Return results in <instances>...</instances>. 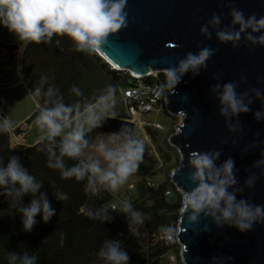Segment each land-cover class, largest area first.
Instances as JSON below:
<instances>
[{"label":"clouds","instance_id":"9594fccd","mask_svg":"<svg viewBox=\"0 0 264 264\" xmlns=\"http://www.w3.org/2000/svg\"><path fill=\"white\" fill-rule=\"evenodd\" d=\"M125 4L126 0H0V27L14 33L24 43H48L54 35L66 36L73 42L75 51L91 54L96 53L110 33H115L125 25ZM230 15L231 23L239 25V29L217 32L221 42L232 41L235 46L241 33L250 30L245 38L253 44L264 46V17L253 15L245 18L235 8L230 11ZM209 23L218 25L219 17L213 15ZM200 31L207 35L206 26H201ZM253 33L261 34L254 36ZM211 54L207 48L195 55L188 53L176 68L166 71L167 87L173 88L179 82L180 75L186 71L195 73L199 67L204 66ZM40 80L43 82L46 78L42 76ZM217 89H221V86L217 85L213 91ZM253 91L257 98L261 96L258 90ZM57 92L58 89L49 86L43 95L51 98ZM70 92L76 97L81 96V90L76 85L71 87ZM33 94L40 97L41 88L36 87ZM243 95H237L233 83H225L218 93L220 114L227 118L247 112L248 104L244 103ZM115 104V91L109 85L90 102L83 104L76 102L68 105L57 98L52 101V106H48L49 100L45 99L32 122L40 133L38 143L46 142L45 147L40 149L47 153L46 167L57 170L62 180L84 181V191L90 195L100 191H117L128 182L129 177L137 173L143 159L145 144L135 138L130 130L122 129L108 134L107 141L100 140L91 145L85 138L87 133L100 128L105 119L116 116L113 110ZM254 115L259 120L264 113L256 112ZM12 127L11 120L0 119V134L7 133ZM57 137L60 138L58 141ZM89 148L95 156L83 158L85 150ZM218 156V152L191 153L189 162L193 171L187 179L193 187L182 193V212H189L188 220L192 222L204 213L217 225L228 224L241 233L250 231L254 223L264 222V206L252 205L245 199L236 198V193L243 189L233 188L236 184L233 161L229 158L217 167L214 161ZM65 158L75 163L66 166ZM260 165H264V159L257 161L256 166ZM254 180V176L249 177L245 181L246 186L252 187ZM41 188L42 182L30 175L17 157H10L6 166L0 161V189H5L0 194L13 201H19L25 194L32 197L27 206L17 208L22 215L25 232L31 231L38 213L44 223L54 215V209ZM54 195L59 201L68 199V194L60 190H56ZM81 211L89 219H111L106 214L107 208H87ZM119 211L127 215L130 233L136 235L137 227L146 218L144 214L135 210L127 200L120 202ZM161 230L171 232L173 229L163 227ZM63 239L61 233V246ZM96 256L102 264H128L129 261L119 241L104 240ZM6 264H37V256L26 250L8 253Z\"/></svg>","mask_w":264,"mask_h":264},{"label":"water","instance_id":"95a60500","mask_svg":"<svg viewBox=\"0 0 264 264\" xmlns=\"http://www.w3.org/2000/svg\"><path fill=\"white\" fill-rule=\"evenodd\" d=\"M233 8L245 18L264 17V0H126L125 25L110 33L97 51L120 71L141 76L166 72L188 53L209 49L212 54L195 73H177L179 82L165 98L167 113L181 116L177 131L167 140L179 155L170 182L181 193L189 191L193 187L187 179L193 171L191 153L218 152L217 167L229 158L233 161V188L243 189L236 198L264 206V165L256 166L264 159V116L257 120L254 115L264 113V46L245 38L250 30L241 33L235 46L217 38L221 30L238 31L239 25L231 23ZM213 15L219 17L216 26L209 23ZM201 26H206L207 35L201 33ZM225 83H233L238 96L244 94L247 112L227 118L220 114L218 93ZM217 85L221 89L213 91ZM253 90L261 96L257 98ZM132 128V123L117 116L102 124L108 133ZM19 129L25 131L27 124ZM253 176L252 187L246 186ZM182 207L176 233L182 264H264V222L241 233L228 224L217 225L204 213L189 221L190 213L182 212Z\"/></svg>","mask_w":264,"mask_h":264},{"label":"trees","instance_id":"16d2710c","mask_svg":"<svg viewBox=\"0 0 264 264\" xmlns=\"http://www.w3.org/2000/svg\"><path fill=\"white\" fill-rule=\"evenodd\" d=\"M6 48L10 52L16 49L13 46ZM20 74L38 106L26 120L27 125L35 119L45 99L49 100L48 106H52V101L57 98L68 105L76 102L83 104L90 102L109 85L116 90L128 78L126 71L111 69L95 52L89 54L75 51L70 38L56 35L48 43H25L21 51ZM42 76L46 78L43 82L40 80ZM151 80L163 82L164 76L158 73L157 78ZM73 85L80 88V97L70 92ZM49 86L58 89L57 94L51 98L43 95ZM36 87L41 88L40 97L33 94ZM163 113L169 116L165 109ZM146 132L151 131L146 128ZM21 133L18 126L10 132L0 134V161L6 166L8 159L15 156L30 175L41 181V191L45 193L51 208L54 209V215L44 223L38 213L31 231L25 232L22 215L17 208L27 206L31 195L25 194L19 201H13L10 197L0 194V264H6L8 253H20L25 250L37 256V264H102L96 252L103 241L109 240L111 236L116 235L124 247L129 246V242H126L128 240L138 245L141 231L137 229L136 235H132L127 215L121 213L119 208H110L112 192L100 191L96 195H90L84 191V181L62 180L57 170L46 167L47 153L40 150L45 147L46 142H37L29 147H12L10 135L17 137ZM56 139L58 141L60 138ZM166 145L168 149H172L167 142ZM64 162L69 167L75 163L68 158H65ZM133 188L127 191L132 194L126 191L124 193L129 196L128 201L132 207L146 217L141 224L149 240L144 249L135 248L128 254V264H157L168 247L160 246L159 241L149 242L153 239L152 236L160 235L163 227H175L182 198L180 195H164L168 188L174 189L170 179L153 187H147L141 180L134 183ZM4 190L0 189V193ZM56 190L66 192L68 199L57 200L54 195ZM101 207L108 209L106 214L111 217L110 220L89 219L81 211ZM61 233L64 235L62 246ZM178 264H181L180 261Z\"/></svg>","mask_w":264,"mask_h":264},{"label":"rangeland","instance_id":"374dc122","mask_svg":"<svg viewBox=\"0 0 264 264\" xmlns=\"http://www.w3.org/2000/svg\"><path fill=\"white\" fill-rule=\"evenodd\" d=\"M0 34H2L3 39H11L10 36H13L15 40L19 41L18 37L14 34L9 32L6 28L0 27ZM105 62V61H104ZM18 75V70L15 68L9 72V74L6 75V78L8 76V83H11V81L15 80L16 76ZM3 86V85H2ZM0 86V105H3L4 109V115H0L3 117V119H9L12 122L16 120V117L21 113V111L24 110L28 105H31L33 102L32 97L30 96V100L25 98V94L22 91V89L18 86H11L7 85L8 88H1ZM125 87V84L123 82L122 85H120L115 91V99L116 104L114 106V112H116L119 116L123 117L124 111L122 106L120 105V90ZM24 90V89H23ZM32 115V114H31ZM30 115V116H31ZM29 116V117H30ZM0 117V119H2ZM29 117L27 119H29ZM140 122L144 123H158L161 126L160 130H155L150 127H137L133 126L131 129V133L135 136V138L140 139L145 144V151L143 155L142 162L140 163L137 173L133 174L131 177H129L128 182L121 186L117 191L112 192L113 200L111 201V204L115 206V208H119L120 202L127 200L128 201V195L126 193L129 191V189H134V183L140 182L141 180L149 183H154L155 186L162 183L163 181L169 179L170 172L178 167L179 165V155L178 152L172 147V149H168L166 142L168 140V137L175 133L177 131V128L175 126H178L181 123V116L180 115H165L163 111L157 113V114H151L143 116L140 119ZM34 131L31 133V135L27 136V141H31L34 139V134L37 128L34 126ZM146 128H149L150 133L146 132ZM24 143V142H23ZM22 143V144H23ZM25 144V143H24ZM26 147L25 145H22ZM170 146V145H169ZM15 145H13V148ZM171 147V146H170ZM84 155L88 156H95L94 151H92L90 148L86 149L84 152ZM166 160V161H164ZM137 180L135 181V179ZM133 181H135L133 183ZM167 190L171 191V194L174 195H180L182 198V195L177 193L174 189L168 188ZM126 191V193H124ZM176 192V193H175ZM169 196V197H172ZM134 197V196H133ZM182 207V206H181ZM181 209V208H180ZM180 211V210H179ZM170 227V226H169ZM172 228V227H170ZM140 232V238L138 240V245L134 241H126L129 242V246L124 247L125 251L133 252L135 248H139V250L144 249L145 245L147 246V242L149 238L147 237L146 231L142 228V224L138 226ZM173 230L171 232H160V235L152 236L153 239L150 240L149 243L159 241L160 246L164 245L168 247L167 252L169 254L174 255L175 262L172 264H178L180 261L179 253H180V247L173 240L175 239L176 235V229H177V222L175 223V227L172 228ZM164 236H170V241H167ZM125 246V245H124ZM137 246V247H136ZM162 264H166L164 262V259H161ZM159 262V260L157 261ZM181 263V261H180ZM182 264V263H181Z\"/></svg>","mask_w":264,"mask_h":264},{"label":"built area","instance_id":"2783aa9c","mask_svg":"<svg viewBox=\"0 0 264 264\" xmlns=\"http://www.w3.org/2000/svg\"><path fill=\"white\" fill-rule=\"evenodd\" d=\"M108 64V63H107ZM109 65V64H108ZM109 67L113 70H118ZM128 73V78L125 80V87L120 90V105L123 108L124 114L123 117L126 121L133 124V126L137 127H150L155 130H160L161 126L158 123H144L140 122V119L143 116L157 114L166 107V95L170 92V88L167 87V79L166 72H149L146 75L134 76L130 72ZM161 73L164 76V81H153L151 78H157V74ZM166 110V109H165ZM24 136L22 134L17 137L10 135V144L19 146L24 143ZM23 143V144H22ZM172 184V183H171ZM147 187L155 186L154 183L145 182ZM157 186V185H156ZM174 186V185H173ZM175 191L182 195L181 191H179L176 187H174ZM131 190V189H129ZM165 196H171V191L166 190L164 193ZM110 208L112 210L116 209L114 205L110 203ZM177 233V229H176ZM167 241H170V236H164ZM109 241H119L121 249L125 251L124 245L121 240L116 236H111ZM174 242L178 244L180 247L177 237L175 235ZM128 255V252L125 251ZM180 257V256H179ZM166 264H172L175 262V257L172 254L166 252L165 254L160 256V260L157 264H162V260ZM181 261V260H180Z\"/></svg>","mask_w":264,"mask_h":264},{"label":"crops","instance_id":"0c3cea01","mask_svg":"<svg viewBox=\"0 0 264 264\" xmlns=\"http://www.w3.org/2000/svg\"><path fill=\"white\" fill-rule=\"evenodd\" d=\"M10 37H11V39H9V38L3 39L2 34H0V86L3 85L1 88H8L7 85L18 86L24 92L25 98L30 100V96H31L33 99V102L31 103V105H28L26 108H24L23 111H21V113L16 117V120L12 122L13 127L8 132L12 131L13 129L20 126L21 124L26 123L27 118L38 107L34 96L25 87V85L22 81L21 74H20L21 51H22V48L25 45V43L23 41H20V40L19 41L15 40L13 36H10ZM7 46H9V47L13 46V47H16V49L14 51L10 52L6 48ZM15 66H16V70H18V75L16 76L15 80L11 81V83H8L7 80L9 78H8V76L6 78V75L9 74V72L12 71L15 68ZM0 115H4L3 105H0ZM117 117H120V115ZM1 118L3 119V117H1ZM32 122L29 123L27 125V129L25 131H22V133H21L24 136V143L25 144H23V145H25L26 147H29V146L36 144L38 142V136L40 135L38 130H36L35 131L36 133L34 134V137H33L34 139H32L31 141H27L28 140L27 136L31 135V133L35 129L34 128L35 125ZM108 134H111V133L104 132L102 130V126H101L100 128L94 129L93 131L87 133L85 138L89 141V144L91 145V144H95L96 142H98L100 140L107 141L108 140V136H107ZM83 158H87V156L84 155ZM136 180H137V178L135 179V181ZM135 181H133V183Z\"/></svg>","mask_w":264,"mask_h":264},{"label":"bare ground","instance_id":"6f19581e","mask_svg":"<svg viewBox=\"0 0 264 264\" xmlns=\"http://www.w3.org/2000/svg\"><path fill=\"white\" fill-rule=\"evenodd\" d=\"M96 54H98L105 62H107L110 66H112V68H114V69H120L117 66L113 65L111 62H109L106 58H104L103 56H101L100 53H98V51H96Z\"/></svg>","mask_w":264,"mask_h":264}]
</instances>
